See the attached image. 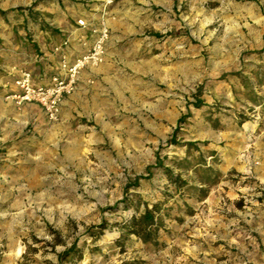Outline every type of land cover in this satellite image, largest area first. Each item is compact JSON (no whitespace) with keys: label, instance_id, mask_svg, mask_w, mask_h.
Returning <instances> with one entry per match:
<instances>
[{"label":"rangeland","instance_id":"1","mask_svg":"<svg viewBox=\"0 0 264 264\" xmlns=\"http://www.w3.org/2000/svg\"><path fill=\"white\" fill-rule=\"evenodd\" d=\"M103 3L0 0V264H264V29L242 15L264 0ZM99 4L106 60L74 117L11 98L12 57L42 64L36 35L61 44L68 7ZM145 206L157 242L118 243Z\"/></svg>","mask_w":264,"mask_h":264},{"label":"built area","instance_id":"2","mask_svg":"<svg viewBox=\"0 0 264 264\" xmlns=\"http://www.w3.org/2000/svg\"><path fill=\"white\" fill-rule=\"evenodd\" d=\"M113 1L104 0V8L111 6ZM77 27L83 30L75 39L82 45L83 53L71 57L72 42L66 39L54 48V53L59 57V67L47 81L36 80L29 71L22 72L15 80L16 93L10 95L18 104H38L51 120H57L64 96L76 87L81 73L104 63L110 39L109 28L83 19L77 22Z\"/></svg>","mask_w":264,"mask_h":264},{"label":"crops","instance_id":"3","mask_svg":"<svg viewBox=\"0 0 264 264\" xmlns=\"http://www.w3.org/2000/svg\"><path fill=\"white\" fill-rule=\"evenodd\" d=\"M157 1L161 5L167 4L169 2V0H157ZM100 5L101 4L97 5V7H96L97 9L93 8V7L90 8V6L85 8V6H83V12L82 13H77L76 9L74 7L69 6L68 9L70 12L68 14L63 13V16L62 17L60 16L61 20L65 21L64 22L65 31L69 32V35L66 37V39H70L72 42L71 43L72 49L70 51L71 57H74L78 54L83 53L82 45L79 44L78 42H76V40H75L83 32V30H81L77 27V22L79 20L83 19V20H87V21H92L96 25H100V21L96 22V20H98L97 19L98 17L96 18L95 14H92V12H90L89 16H86L87 15L86 9H87V11L89 9V10H99V12H100V10H102ZM244 10H245V13L242 14L243 16L254 17L258 21L259 27L261 29H264V13H263V10L260 9V7L249 5V6L245 7ZM60 15H62V14H60ZM71 16H73V17L75 16V18L73 20L74 23H72L73 21L71 19L69 20V17H71ZM36 36H37L36 42H38L39 47H41L42 52L44 51V53H45L44 58L41 59L42 64L41 63H39V65L36 64L38 62V60L36 59L35 56H33L34 55L33 51L29 52L28 50H24V49H22L19 54L13 56L12 61L15 64L16 63L22 64L23 66L21 68L24 70L32 72L34 74L36 80L38 78H41L40 80L47 81L48 77L54 75L57 68L59 67V57H58V55H56L54 53V48L56 46H58L60 43H58L59 41L57 42V39L55 37H54V39H52L50 41V43H47L43 34H37ZM47 65H48V67H47ZM83 74L84 73L82 72L81 76H80L79 92L77 94L75 93V95H73V96H69V97L65 98V100L63 102L62 117L64 115H69L70 117H74L72 112L70 113L68 111V109L73 108L75 105L83 106V90H85L87 92L86 86H85V84H83ZM8 80L9 79L7 77H5L3 72L0 70V94L2 96L7 91H9V89H7L8 84H9ZM78 95L80 97L76 98V96H78ZM10 104L11 103L6 104V106L10 105ZM33 108H35V107L32 105H28V107H26V109H29V110H31ZM15 111H17V109H15ZM15 113L18 114L17 112H15Z\"/></svg>","mask_w":264,"mask_h":264},{"label":"trees","instance_id":"4","mask_svg":"<svg viewBox=\"0 0 264 264\" xmlns=\"http://www.w3.org/2000/svg\"><path fill=\"white\" fill-rule=\"evenodd\" d=\"M170 143L175 144L174 141H170ZM158 166L162 167L163 163L159 162ZM146 178L147 177H138L136 182L138 183L139 180ZM98 228L103 232V230L106 229V223L103 222ZM121 228L123 233L118 243H121V241L131 235H135L144 243H156L160 229V216H158V210L156 207L150 209L148 206H145V210L141 214L134 215L129 221L124 223ZM73 249L74 247L67 249L64 255H70Z\"/></svg>","mask_w":264,"mask_h":264}]
</instances>
